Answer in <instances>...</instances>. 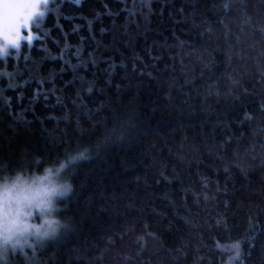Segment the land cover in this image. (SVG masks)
<instances>
[{
  "label": "trees",
  "instance_id": "1",
  "mask_svg": "<svg viewBox=\"0 0 264 264\" xmlns=\"http://www.w3.org/2000/svg\"><path fill=\"white\" fill-rule=\"evenodd\" d=\"M56 6L0 66V160L91 150L44 264H264V0Z\"/></svg>",
  "mask_w": 264,
  "mask_h": 264
},
{
  "label": "clouds",
  "instance_id": "2",
  "mask_svg": "<svg viewBox=\"0 0 264 264\" xmlns=\"http://www.w3.org/2000/svg\"><path fill=\"white\" fill-rule=\"evenodd\" d=\"M54 0H27L10 26L0 27V66L18 60L26 45L36 39L38 28L50 14H58ZM8 8V5H4ZM23 29V31H22ZM4 76L11 77L4 71ZM91 158V150L77 148L46 161L33 157L12 169L0 160V264H44L40 253L52 241L71 230V222L60 215L61 205L75 191L70 170ZM242 240L218 242L222 264H243Z\"/></svg>",
  "mask_w": 264,
  "mask_h": 264
},
{
  "label": "snow or ice",
  "instance_id": "3",
  "mask_svg": "<svg viewBox=\"0 0 264 264\" xmlns=\"http://www.w3.org/2000/svg\"><path fill=\"white\" fill-rule=\"evenodd\" d=\"M26 2L27 0H0V27L10 26L15 15L22 11V5ZM5 4L8 8L4 7Z\"/></svg>",
  "mask_w": 264,
  "mask_h": 264
},
{
  "label": "rangeland",
  "instance_id": "4",
  "mask_svg": "<svg viewBox=\"0 0 264 264\" xmlns=\"http://www.w3.org/2000/svg\"><path fill=\"white\" fill-rule=\"evenodd\" d=\"M23 30V29H22Z\"/></svg>",
  "mask_w": 264,
  "mask_h": 264
}]
</instances>
